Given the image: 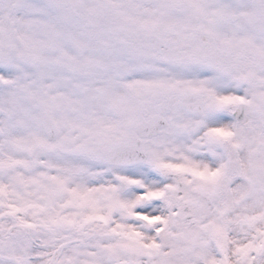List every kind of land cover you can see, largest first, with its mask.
<instances>
[{"label": "snow or ice", "instance_id": "snow-or-ice-1", "mask_svg": "<svg viewBox=\"0 0 264 264\" xmlns=\"http://www.w3.org/2000/svg\"><path fill=\"white\" fill-rule=\"evenodd\" d=\"M0 264H264V0H0Z\"/></svg>", "mask_w": 264, "mask_h": 264}]
</instances>
